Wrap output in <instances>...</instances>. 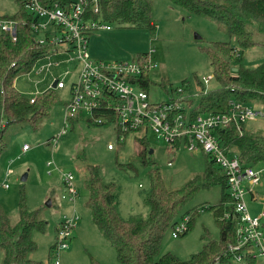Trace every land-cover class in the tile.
Returning a JSON list of instances; mask_svg holds the SVG:
<instances>
[{
    "label": "rangeland",
    "instance_id": "374dc122",
    "mask_svg": "<svg viewBox=\"0 0 264 264\" xmlns=\"http://www.w3.org/2000/svg\"><path fill=\"white\" fill-rule=\"evenodd\" d=\"M17 9V0H0V16L13 15ZM152 16L156 24L154 31L117 24H112L111 30L95 31L89 39L91 59L131 61L139 54L152 52L157 63L151 73L153 84L149 88L152 102L169 101L173 97L197 98L202 85L207 90L217 88L213 67L202 47L212 42L230 41L239 49L236 38L230 37L216 22L189 15L185 9L169 0H154ZM258 41H264V37H259ZM63 49L66 47L60 46L59 53L51 56L52 62H61L59 66H52L49 71L42 70L49 62L45 57L38 60L29 73H23L15 79L16 89L27 99L41 97L58 79L64 82L65 88L53 89L61 104L52 108L50 116L37 130L28 121L12 125L7 130V149L0 156V206L10 223L16 224L19 220L18 202L23 190L28 209L39 210V217L47 222L44 232H33L37 246L29 254L33 260L43 264L48 262L57 240L58 227L64 217L69 218L74 214L79 220L71 230L68 249L61 254V264H91L93 260L100 264H120L115 248L101 234L93 222L91 209L86 205L90 197L87 168L98 166L104 182L116 186L118 209L125 219L145 218L149 214V206L145 203L150 190L149 168L139 161V151L143 146L133 134L119 148L111 151L108 150V143H116V131L109 124H91L88 113L82 114L72 129L70 123L65 128V104L71 100V86L79 69L74 61H70L74 53L65 54ZM263 62V46L257 45L243 51V65L246 68H256ZM208 77L211 80L204 85V78ZM162 81L165 87L161 85ZM174 89L183 92L177 93ZM251 106L260 114L247 121L245 130L264 135V104ZM64 130L54 147L52 139ZM147 141L153 150L150 155L169 189L182 188L187 181L206 169V155L200 150L190 151L181 145L177 153L171 154L168 145L152 133L148 134ZM24 145L29 150L23 151ZM169 162L172 164L169 165ZM256 169L261 171V182L249 188H252L257 199L252 201L249 193L245 195L251 216H259L264 212V165ZM68 173L74 176L77 190L74 202L67 195L64 184V175ZM25 174L27 180L21 181ZM5 184L8 188L4 187ZM221 195L220 185L201 188L177 216V221H180L186 213L193 215L188 233L174 238L173 229L170 228L165 234L160 255L170 252L188 260L201 251L208 241L218 240L220 231L213 212L208 208L219 204ZM49 200L51 207L46 205ZM197 210L198 213L194 214ZM2 260L3 252L0 250V264ZM257 262L264 264V257H259Z\"/></svg>",
    "mask_w": 264,
    "mask_h": 264
},
{
    "label": "trees",
    "instance_id": "16d2710c",
    "mask_svg": "<svg viewBox=\"0 0 264 264\" xmlns=\"http://www.w3.org/2000/svg\"><path fill=\"white\" fill-rule=\"evenodd\" d=\"M71 1L41 0V3L47 5L58 2L65 6ZM88 1L90 3L86 20H102L110 25H128L153 31L156 29L152 16L154 0H99V13H94L92 10L94 0ZM169 1L185 9L189 15L205 17L216 22L230 37L236 38L241 49L233 46L230 41L212 42L202 47V51L210 59L218 86L207 90L202 85V91L197 98L183 99L185 106L192 109L193 116L227 112L231 101L248 105L264 104V62L253 69L243 65L245 49L257 45L264 47V41H258L259 37H264V0ZM17 4L18 9L13 15L0 16V20L18 22L15 41L9 32L0 31V156L7 149L5 135L12 125L28 121L34 130H37L50 116L52 108L61 104L52 88L31 103V99L24 97L14 85L19 75L29 73L34 64L51 55L53 49L50 43H39L33 34L32 24L37 19L26 8L24 0H17ZM149 55L150 53H142L133 59H144ZM151 73L145 74L140 82L148 92L153 84ZM161 85L166 86L164 81ZM177 90L174 89L175 92ZM79 119L80 117H76L68 121L71 129ZM88 121L92 124L90 120ZM243 127L242 135L234 125L217 132L223 148L236 155L244 166L256 168L264 165V135L248 133L245 125ZM141 145L143 149L139 153V161L144 167L149 168L150 179V190L145 198V203L149 206V214L145 218H123L118 209L116 186L104 182L98 166L87 168V187L90 197L86 205L91 209L93 222L101 234L115 248L118 262L120 264H214L219 259V264H258V259L251 256H246L243 262L235 260V255L241 252L233 251L230 247L236 244L239 214L228 190L227 177L215 162L206 155L207 166L202 174L191 178L180 189H169L159 167L150 155L152 149L148 141H142ZM216 185L222 187L221 201L208 209L214 214L220 231L219 239L208 241L201 251L193 254L188 260H183L170 252L160 255L165 234L178 222L177 216L182 207L201 188ZM197 213L196 211L194 214ZM225 213H229L228 219L224 218ZM18 216V222L11 224L0 206L2 264H43L29 258V254L37 248L33 240V232H44L47 222L39 217V210L28 209L23 190L18 202ZM193 220L192 215L189 228L180 235L181 237L188 233ZM59 228L60 226L57 229V238ZM54 248L55 244L51 250ZM91 264L100 263L93 260Z\"/></svg>",
    "mask_w": 264,
    "mask_h": 264
},
{
    "label": "built area",
    "instance_id": "2783aa9c",
    "mask_svg": "<svg viewBox=\"0 0 264 264\" xmlns=\"http://www.w3.org/2000/svg\"><path fill=\"white\" fill-rule=\"evenodd\" d=\"M98 1H93L94 13H99ZM24 2L37 19L32 24V31L39 43L53 45L52 54L46 57L49 62L42 70L49 71L52 66L61 64L51 61V56L59 53L60 46L66 47L62 50L65 54L74 53L70 61H74L79 70L71 86V100L65 105V128L71 118L88 113V120L92 124H109L116 131L117 141L108 143V150H116L132 134L140 144L142 141L147 142L148 134L152 133L168 145L171 154L177 153L181 145H185L190 151H202L226 175L228 190L239 214L236 244L230 247L233 251L241 252L235 255V260L243 262L246 256L256 259L264 257V212L259 216H251L245 201V195L252 191L249 186L255 187L260 183L261 171L253 166H244L236 155L227 152L217 133L234 125L242 135L243 126L260 112L254 111L251 105L231 101L227 112L195 117L182 98L152 102L149 92L140 83L145 74L153 72L157 67L152 52L148 58L131 61L106 62L91 59L88 51L90 36L97 30H111V25L102 20L85 19L90 3L88 0H72L65 6L58 2L44 5L41 0ZM17 27V21L0 20V31L9 32L14 41ZM210 80V77L204 78V85L209 84ZM56 82L55 89L65 88L62 80L58 79ZM35 99L31 98V103ZM64 132L65 130L52 139L54 147ZM28 149L27 145L23 146V151ZM64 184L67 195L74 202L77 190L71 173L64 175ZM4 187L8 188V185L5 184ZM229 217V213H225L224 218ZM191 219L192 215L187 214L174 225V238L188 230ZM78 220V216L74 214L69 218L64 217L55 248L51 251L52 257L47 264H61V254L68 249L71 230ZM214 264H219V259Z\"/></svg>",
    "mask_w": 264,
    "mask_h": 264
},
{
    "label": "water",
    "instance_id": "95a60500",
    "mask_svg": "<svg viewBox=\"0 0 264 264\" xmlns=\"http://www.w3.org/2000/svg\"><path fill=\"white\" fill-rule=\"evenodd\" d=\"M197 38H199V36H198ZM234 70L236 71L237 69L235 68ZM56 86H57V82L55 81V82L52 84L51 88H52V89H55ZM152 153H153V150L150 151V154H152ZM26 180H27V174L23 175L22 178H21V181H26ZM46 205H47L48 207H51V206H52L51 200H49V201L46 203Z\"/></svg>",
    "mask_w": 264,
    "mask_h": 264
},
{
    "label": "crops",
    "instance_id": "0c3cea01",
    "mask_svg": "<svg viewBox=\"0 0 264 264\" xmlns=\"http://www.w3.org/2000/svg\"><path fill=\"white\" fill-rule=\"evenodd\" d=\"M29 150V149H28ZM260 182H261V176H260ZM260 184V183H259ZM258 184V185H259ZM258 185H256V186H258ZM255 186V187H256ZM250 195H251V199H252V201H255L257 198L255 197V194H254V192L253 191H251L250 193H249ZM247 204V203H246ZM248 207V206H247Z\"/></svg>",
    "mask_w": 264,
    "mask_h": 264
}]
</instances>
